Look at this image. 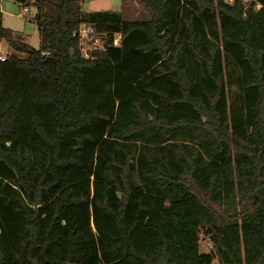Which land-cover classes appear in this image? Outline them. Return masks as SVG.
<instances>
[{
    "label": "trees",
    "instance_id": "obj_1",
    "mask_svg": "<svg viewBox=\"0 0 264 264\" xmlns=\"http://www.w3.org/2000/svg\"><path fill=\"white\" fill-rule=\"evenodd\" d=\"M138 1L34 0L39 48L0 11V264H264V0Z\"/></svg>",
    "mask_w": 264,
    "mask_h": 264
},
{
    "label": "rangeland",
    "instance_id": "obj_2",
    "mask_svg": "<svg viewBox=\"0 0 264 264\" xmlns=\"http://www.w3.org/2000/svg\"><path fill=\"white\" fill-rule=\"evenodd\" d=\"M109 1L110 0H83V8L87 11L107 10L109 9ZM32 2H34V0H0L1 18L5 27H9L14 30L15 37L18 40L28 43L35 48H39L40 37L37 23L33 20L35 10L34 7L31 5ZM25 6H28V8H30V11H24ZM122 7L123 17L130 21L143 20L151 16V12L146 9L138 0H123ZM7 50L8 49H5V47H0V56L15 54L21 58L28 57V54H26L25 52L15 51L11 47L8 52ZM232 90H234V87L232 88ZM77 150H79V148L75 142L70 141L64 143L62 148V156L69 157ZM96 155V149L84 150L81 156V159L84 162V166L88 167L89 165L93 164L95 162ZM66 174V170L61 169L58 171V175L61 178V183L57 187L52 188L50 191L51 199L49 201V207L47 209L46 215L44 216L41 222L40 240L37 246L34 248V253L38 252L39 246L43 241L44 232L53 214L56 202L70 188L71 195L83 197L85 194V192L77 184H67ZM211 206L217 208V206L213 205L212 203ZM246 210H251L248 203L239 206V211ZM210 247L211 245L208 239L204 236H201L199 244L200 251H209Z\"/></svg>",
    "mask_w": 264,
    "mask_h": 264
},
{
    "label": "built area",
    "instance_id": "obj_3",
    "mask_svg": "<svg viewBox=\"0 0 264 264\" xmlns=\"http://www.w3.org/2000/svg\"><path fill=\"white\" fill-rule=\"evenodd\" d=\"M28 10V7H24V11L27 12ZM74 34L79 37L80 50L82 51L83 55L87 58L91 56L92 51L102 47L101 39L99 38V36L95 35V29L91 25H82ZM118 38L119 36L116 35L113 40L114 45L118 44ZM4 59L5 56L0 57V60Z\"/></svg>",
    "mask_w": 264,
    "mask_h": 264
},
{
    "label": "crops",
    "instance_id": "obj_4",
    "mask_svg": "<svg viewBox=\"0 0 264 264\" xmlns=\"http://www.w3.org/2000/svg\"><path fill=\"white\" fill-rule=\"evenodd\" d=\"M122 4H123V0H110L109 1V9L107 10H112V11H121L122 10ZM82 7H83V2H82ZM30 11V8L29 10ZM6 42H2L0 44V47H5V49H10V47L8 46V44H5ZM7 50V52H8ZM3 56V55H2ZM0 56V57H2ZM6 56V55H5Z\"/></svg>",
    "mask_w": 264,
    "mask_h": 264
}]
</instances>
